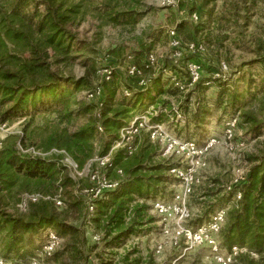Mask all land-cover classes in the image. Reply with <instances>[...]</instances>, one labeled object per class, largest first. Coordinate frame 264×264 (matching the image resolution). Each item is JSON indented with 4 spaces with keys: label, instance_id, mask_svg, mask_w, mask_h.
I'll return each mask as SVG.
<instances>
[{
    "label": "trees",
    "instance_id": "16d2710c",
    "mask_svg": "<svg viewBox=\"0 0 264 264\" xmlns=\"http://www.w3.org/2000/svg\"><path fill=\"white\" fill-rule=\"evenodd\" d=\"M103 1L105 3L100 7V13L115 22L135 21L139 16L134 8L119 13L114 7L117 2ZM128 1L130 4L140 2ZM216 1L201 0L200 13L205 18L197 24L195 33L209 31V25L214 23L213 6ZM39 6L43 11H39ZM232 8L233 14H239L238 5ZM79 9L78 5L67 6L66 0H0V123L12 124L22 119L30 121L40 115L62 112L71 94L90 87L85 77L76 79L63 76L51 69L52 65L65 66L76 58L74 48L78 46L77 38L68 26L78 17ZM191 10H195V7ZM139 53L144 55L146 51ZM112 76L113 72L111 79ZM110 81L103 80L105 89L101 86V106L91 102L62 116V119L70 117V123L86 119L71 133L63 149L80 167L94 155H105L133 114L148 108L150 104L156 108L161 105L170 112H161L153 118L154 122H170L173 111L168 97H176L180 93L164 83L160 76H155L149 79L145 88H130L129 97L117 100L118 86L106 85ZM205 87L200 79L186 95L180 93L183 95L179 99L180 110L189 117V125L203 128L213 111L219 110L220 115L230 113L229 117L239 114L240 125L246 127V132L254 137L260 136L264 130V120H258L251 111L243 108L242 92L237 89L230 91L226 83H221L215 97L206 100L201 96L207 90ZM192 102L195 103L193 109ZM99 127L102 132H99ZM142 137L139 148L132 155L123 150L114 155L107 174L117 179L116 170H121L120 184L94 206L92 220L103 232V241L110 248L120 247L128 238L139 235L143 226L153 222L154 218L148 215V203L158 199L172 181L175 183L169 170L176 164L159 158L157 146L149 141L147 135ZM248 162L250 167L246 179L236 188L241 193V199L233 203L227 212L220 233L221 247L228 250L234 246L242 247L258 256V259H253L247 254L240 255L235 264H264V154L249 157ZM62 175L63 167L58 155L45 159L31 158L21 155L9 138L2 142L1 191L12 192L17 185L28 186L32 183L39 189L46 183L54 185L55 182L66 189L69 184L72 185V181L68 177L62 179ZM213 188L204 195L209 200L201 213L196 217L193 215L188 222L190 227L207 223L216 210L233 202V192L226 193L222 187ZM28 206L31 210L26 218L13 217L0 207L1 252L5 259H14L9 255L22 252L25 243L38 244L39 251L48 230L56 229L61 236L78 232L60 221L48 202Z\"/></svg>",
    "mask_w": 264,
    "mask_h": 264
},
{
    "label": "rangeland",
    "instance_id": "374dc122",
    "mask_svg": "<svg viewBox=\"0 0 264 264\" xmlns=\"http://www.w3.org/2000/svg\"><path fill=\"white\" fill-rule=\"evenodd\" d=\"M179 1L175 8H163L160 6V0H140L139 4H130L128 0H114L113 4L117 2V6H114L117 7V12H128L130 8H134L133 10L139 14L135 21L118 23L100 13V7L105 3L103 0H66L67 6H80L78 17L68 26L77 38L78 46L74 48L77 51L74 54L76 58L65 66L54 67L52 65L51 69L63 76L69 75L76 79L85 77L90 83V89L85 88L71 94L62 112L40 115L30 121L24 119V123L18 129L22 135L10 136L11 142L15 145L21 142L24 146L34 147L41 153L54 149L63 150L71 133L81 123L86 122V119L81 118L70 123V117L62 119V116L91 103L86 99V94L95 87L103 86L104 70L113 72L111 81L106 85H117L119 91H117L116 99L121 100L125 99L122 94L124 90L139 88L137 80L129 77L128 68L136 66L145 78L153 79L155 76H160L164 83L174 87L172 82L174 78L185 82L186 65L189 61L198 62L202 66L201 79L207 88L201 95L202 98L213 99L217 94L219 84L226 83L230 91L237 89L240 93L242 92L244 95L243 108L251 111L258 120L263 121L264 0H217L213 6L214 23L209 25V31L201 34L195 33V27L205 18L200 13L201 0ZM237 5L239 14H233L232 7ZM193 6L195 10H191ZM39 11H43L41 6H39ZM193 13L198 15L197 21L192 19ZM171 30L176 32L183 43L204 42H201L204 45V52L197 56L185 53L182 60L174 64L169 47ZM142 51L146 53L138 54ZM148 54H153L158 60L152 68L145 66V57ZM221 64L226 65L228 69L225 79L214 77ZM249 87H251L250 93ZM103 88L105 89L104 86ZM183 95L179 93L176 97H168L172 111L178 109L182 119L179 122L173 120V122L164 123L166 129L180 139L194 140L198 143L212 134H220L223 122L231 114L220 115L219 110L213 111L211 119L203 128H195L189 125L187 114L180 110L181 101L179 102V99ZM149 106L155 105L150 104ZM194 107L195 103L192 102L191 109ZM158 108L161 111H167L161 105ZM167 113L170 112L167 111ZM186 127L188 128L185 129ZM142 138L140 137L135 142L136 150ZM233 144H242V147H237L232 151L218 147L209 154L207 169L201 174L203 180L194 189L189 201L192 216L196 217L206 206L209 199L204 195L207 194L208 189L223 188L231 181L235 169H249V157L264 154V130L260 136L254 137L246 132V127L240 125L239 118ZM57 155L63 167L62 179L68 177L72 181V185L69 184L70 186L66 189L61 188L59 183L55 182L54 185L46 183L39 189H36L32 183L28 186L17 185L12 192L8 193L0 190V207L5 213L16 218H26L31 208L28 206L26 210L20 209L21 199L27 194H39L44 199L34 204L48 202L60 221L78 230L77 233L71 235H59L62 240L61 246L55 255L45 260L43 264H216L208 257L206 250H195L182 255L173 249L162 237L158 219L152 213L150 203H148V215L154 218L153 222L143 226L139 235L128 238L120 247H108L103 241V232L98 230L93 222L94 215L88 212L80 193V189L88 185V179L85 176L79 178L74 175L73 170L64 163L63 156ZM168 160L176 165L179 164L176 159ZM78 167L80 170L83 169L79 165ZM176 185L177 182L173 184L172 181L158 199L170 200ZM56 196H59L62 206H56L52 201ZM54 230L58 233L56 229ZM94 235L100 236L99 242L92 239ZM25 244L22 252L12 253L9 258L20 257L19 259L27 262L37 251L38 244L35 245L32 242ZM159 245L162 246V250L158 253ZM0 255L4 256L1 252V237Z\"/></svg>",
    "mask_w": 264,
    "mask_h": 264
},
{
    "label": "built area",
    "instance_id": "2783aa9c",
    "mask_svg": "<svg viewBox=\"0 0 264 264\" xmlns=\"http://www.w3.org/2000/svg\"><path fill=\"white\" fill-rule=\"evenodd\" d=\"M179 2V0H160V6L175 8ZM192 19L197 21L198 15L194 13ZM169 47L172 51L171 59L174 64H178L185 53L197 56L205 50L204 45L199 42L183 43L174 30L169 32ZM157 62L158 60L153 54H148L145 57L146 68H152ZM227 71L226 65L221 64L214 77L225 79ZM202 72L203 69L200 63L189 61L186 65L187 78L185 82L174 78L175 82L172 81L174 88L178 89L180 93L190 91L200 81ZM103 73L105 74L104 79L110 81L112 71L106 69ZM127 73L129 77L137 80L139 88L147 86L150 78H145L138 67L128 68ZM122 94L129 97L130 91L124 90ZM102 95V88L95 87L86 94V99L101 106ZM161 112L166 111H161L155 106H149L143 112L137 114L127 126L120 129L118 137L109 151L103 156L97 155L91 158L81 170L77 163L63 150L54 149L47 153H41L34 147L24 146L21 142H17L16 148L21 155L31 158L45 159L57 154L62 155L64 163L73 170L74 175L79 178L85 176L88 179V185L80 189V193L88 212L93 213L95 203L102 199L106 193L117 189L120 184L121 170H116L117 179H111L107 174L112 167L114 155L120 150L132 155L136 150V139L145 133L149 141L157 146L161 158H173L179 162L169 170V175L177 182L172 198L170 200L156 199L150 202L151 211L158 219L160 233L169 245L182 255L195 250H206L208 257L216 264H235L237 258L243 254L258 259L256 254L248 252L246 248L234 246L229 250L223 249L220 240V233L224 227L227 212L233 203L241 199V193L236 188L245 181L248 173L247 169H235L231 181L223 187L226 193L233 192V202L216 210L209 221L199 227L193 228L188 224L192 217L189 201L194 189L203 180L201 174L207 169V158L211 151L218 147H223L229 151L242 147V144H233L239 123L238 114L227 118L223 122L220 134H212L198 143L194 140L180 139L170 133L164 123L152 121ZM181 119L180 111L173 109V116L170 117V121L177 120L176 122H179ZM23 123L24 119L12 124L0 123V146L10 136L22 135L18 129ZM99 131L102 132L100 127ZM41 199L44 198L39 194H27L21 199L19 208L26 210L29 204L37 203ZM52 201L56 206H62L59 196L54 197ZM92 239L99 242L100 236L94 235ZM61 243L62 240L59 235L53 230H48L40 250L27 262L19 258L5 259L0 255V264H43L45 260L51 259ZM161 250L162 246L159 245L157 252L159 253Z\"/></svg>",
    "mask_w": 264,
    "mask_h": 264
},
{
    "label": "crops",
    "instance_id": "0c3cea01",
    "mask_svg": "<svg viewBox=\"0 0 264 264\" xmlns=\"http://www.w3.org/2000/svg\"><path fill=\"white\" fill-rule=\"evenodd\" d=\"M144 110H145V109H144ZM144 110L137 111V112H135V114H134V115L136 116L137 114H139V113L143 112ZM135 116H132V118L130 119V121H131V120L133 119V117H135ZM143 135H147V134H145V133H144ZM143 135H141L140 137L142 138V136H143ZM140 137H138V138L136 139V141H137V140H139V139H140ZM95 156H97V155H94L93 157H95Z\"/></svg>",
    "mask_w": 264,
    "mask_h": 264
}]
</instances>
